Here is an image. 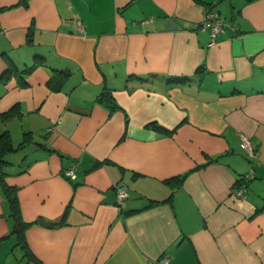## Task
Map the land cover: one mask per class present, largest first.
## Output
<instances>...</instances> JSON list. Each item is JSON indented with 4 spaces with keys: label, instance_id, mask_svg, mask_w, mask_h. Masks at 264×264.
Segmentation results:
<instances>
[{
    "label": "crops",
    "instance_id": "crops-1",
    "mask_svg": "<svg viewBox=\"0 0 264 264\" xmlns=\"http://www.w3.org/2000/svg\"><path fill=\"white\" fill-rule=\"evenodd\" d=\"M2 135L0 264H264V0H0Z\"/></svg>",
    "mask_w": 264,
    "mask_h": 264
},
{
    "label": "built area",
    "instance_id": "built-area-1",
    "mask_svg": "<svg viewBox=\"0 0 264 264\" xmlns=\"http://www.w3.org/2000/svg\"><path fill=\"white\" fill-rule=\"evenodd\" d=\"M143 23H149L145 20ZM201 28H210L209 32V43L207 47L210 48L214 46L215 40L220 33L223 31V25L219 21L218 15L214 11H210L205 15L204 20L201 22ZM241 142L243 149L248 157L253 158L255 154V149L251 145L250 141L245 136H241ZM64 176L67 178H74L73 169L65 171ZM116 194V205L120 208L124 205L125 201L128 198V193L126 187L123 184H118L115 186ZM232 195L236 198H241L244 195V190L242 188H235L232 190ZM170 259L167 255L160 256L155 262L149 264H169Z\"/></svg>",
    "mask_w": 264,
    "mask_h": 264
},
{
    "label": "trees",
    "instance_id": "trees-1",
    "mask_svg": "<svg viewBox=\"0 0 264 264\" xmlns=\"http://www.w3.org/2000/svg\"><path fill=\"white\" fill-rule=\"evenodd\" d=\"M24 5H25V7H27V1H25ZM98 101L99 102L106 101L107 102L106 105H108V107L110 109L114 108L113 101H111V98L107 94H104V93L101 94L98 97ZM7 116H10V113ZM150 127H152L153 129H156V130L158 129V126H156V125H150ZM13 151H14L13 147L11 146L10 143H8L5 140V136L4 135L0 136V157L5 153H10ZM0 163H3V161L1 159H0ZM2 174L3 173H0V175H2ZM3 192L6 195L7 199L11 203L12 216L14 217V224L12 227L11 234H13L16 237L18 244L22 245V247L25 248L24 229L26 228L27 224L23 223L19 219L17 206H16V199H15L13 191L7 187H4ZM25 255H27V256L29 255L27 250L25 252Z\"/></svg>",
    "mask_w": 264,
    "mask_h": 264
},
{
    "label": "water",
    "instance_id": "water-1",
    "mask_svg": "<svg viewBox=\"0 0 264 264\" xmlns=\"http://www.w3.org/2000/svg\"><path fill=\"white\" fill-rule=\"evenodd\" d=\"M168 22H170V23H171V21H167V23H168ZM167 27H169V28H170V27H171V25H169V24H168V25H167ZM39 223H40L41 225H43V226H50L49 224H47V223H45V222H43V221H39Z\"/></svg>",
    "mask_w": 264,
    "mask_h": 264
},
{
    "label": "rangeland",
    "instance_id": "rangeland-1",
    "mask_svg": "<svg viewBox=\"0 0 264 264\" xmlns=\"http://www.w3.org/2000/svg\"><path fill=\"white\" fill-rule=\"evenodd\" d=\"M13 256H14V254H13Z\"/></svg>",
    "mask_w": 264,
    "mask_h": 264
}]
</instances>
